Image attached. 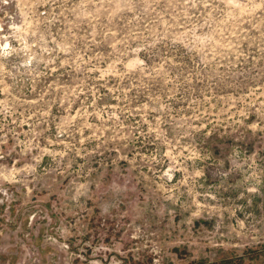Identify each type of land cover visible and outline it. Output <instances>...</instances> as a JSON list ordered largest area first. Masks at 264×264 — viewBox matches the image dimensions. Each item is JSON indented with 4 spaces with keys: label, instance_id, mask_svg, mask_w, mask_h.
<instances>
[{
    "label": "rangeland",
    "instance_id": "rangeland-1",
    "mask_svg": "<svg viewBox=\"0 0 264 264\" xmlns=\"http://www.w3.org/2000/svg\"><path fill=\"white\" fill-rule=\"evenodd\" d=\"M0 264H264V0H0Z\"/></svg>",
    "mask_w": 264,
    "mask_h": 264
}]
</instances>
